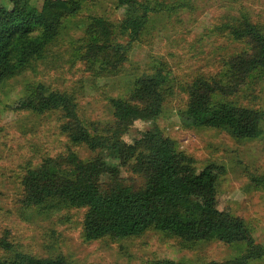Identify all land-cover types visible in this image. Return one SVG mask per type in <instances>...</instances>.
Masks as SVG:
<instances>
[{"label":"rangeland","instance_id":"rangeland-1","mask_svg":"<svg viewBox=\"0 0 264 264\" xmlns=\"http://www.w3.org/2000/svg\"><path fill=\"white\" fill-rule=\"evenodd\" d=\"M11 1L0 0V4ZM43 1L37 0L39 7ZM139 1L151 6L164 3L167 9L150 15L139 41L132 43L127 61L118 69L110 67L106 54L86 59V46L98 40L89 30L90 17L101 16L115 24L114 41L126 46L130 38L118 23L128 8H118L115 0H86L52 45L15 76L0 82V241L11 244L9 250L0 247V261L25 253L38 258L64 256L74 264H152L166 259L205 264L246 253L244 243L187 242L154 229L136 237L88 241L83 229L86 209L51 200L40 206L22 204V179L43 159L71 150L86 161L98 154L73 144L61 131L66 123L61 111H23L18 109L21 101L35 98L39 86L48 93H62L75 102L93 137H109L115 131L111 101L126 98L143 74L157 71L167 78L162 86V114L155 121H137L124 139L159 129L193 160L198 171L209 164L225 166L217 183L218 207L241 218L264 248V123L259 138L238 140L219 129L185 127L179 118L187 107V86L197 78L228 82L229 59L248 47L233 41L223 26H239L246 17L264 32V0ZM171 7L177 9L169 11ZM214 101L264 110V70L249 77L235 95L217 96ZM123 176L132 174L124 170ZM249 264H264V258Z\"/></svg>","mask_w":264,"mask_h":264},{"label":"trees","instance_id":"trees-1","mask_svg":"<svg viewBox=\"0 0 264 264\" xmlns=\"http://www.w3.org/2000/svg\"><path fill=\"white\" fill-rule=\"evenodd\" d=\"M85 1L44 0L40 7L37 0L0 4V82L15 76L22 66L52 45L67 23L81 12ZM115 1L118 8H128L118 24L130 43L117 44V26L104 17L93 16L89 30L97 34L98 40L85 48L87 60L106 54L113 70L127 61L132 43L139 41L150 15L167 9L160 2L151 6L139 0ZM225 26L233 41L245 43L248 51L229 59L228 82L199 77L189 84L187 107L179 118L188 128L219 129L238 140H254L262 134L264 110L216 103L214 98L235 95L249 77L264 70V32L246 17L239 26ZM166 79L161 71L143 74L126 98L111 101L115 131L109 132L110 138L93 137L83 125L75 102L62 93H48L39 86L35 98L21 101L19 110L37 114L61 111L66 120L61 131L73 144L85 145L98 154L86 161L71 150L66 155L43 159L22 179V204L40 206L51 200L69 208L86 209L83 229L88 241L125 239L154 229L187 242L217 239L247 247L246 253L234 260L205 264H249L264 258V248L257 244L245 222L218 207L217 183L226 172L225 166L209 164L198 171L193 160L159 129L141 132L129 141L124 139L137 121L160 117ZM124 170L132 176H123ZM0 247L9 250L11 244L1 240ZM0 264L74 263L64 256L38 258L18 253ZM152 264L191 263L166 259Z\"/></svg>","mask_w":264,"mask_h":264}]
</instances>
